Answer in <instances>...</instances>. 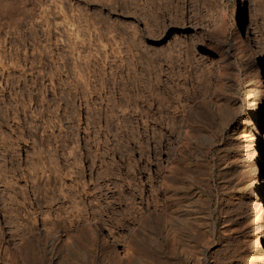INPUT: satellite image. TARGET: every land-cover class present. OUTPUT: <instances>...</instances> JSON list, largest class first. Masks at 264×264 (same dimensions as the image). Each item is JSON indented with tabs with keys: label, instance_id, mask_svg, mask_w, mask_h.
Returning a JSON list of instances; mask_svg holds the SVG:
<instances>
[{
	"label": "rangeland",
	"instance_id": "rangeland-1",
	"mask_svg": "<svg viewBox=\"0 0 264 264\" xmlns=\"http://www.w3.org/2000/svg\"><path fill=\"white\" fill-rule=\"evenodd\" d=\"M30 1L27 18L0 14V264H25L29 244L32 262L58 264L79 242L91 264L102 248L117 264H172L192 250L196 264H264L249 132L261 87L236 0ZM263 1L249 3L264 65ZM149 84L183 92L188 115L176 120L193 124L149 125ZM208 95L210 125L193 116ZM171 214L182 227L168 234ZM99 222L119 241L94 234ZM144 234L159 249L145 250Z\"/></svg>",
	"mask_w": 264,
	"mask_h": 264
},
{
	"label": "bare ground",
	"instance_id": "bare-ground-1",
	"mask_svg": "<svg viewBox=\"0 0 264 264\" xmlns=\"http://www.w3.org/2000/svg\"><path fill=\"white\" fill-rule=\"evenodd\" d=\"M30 1V0H29ZM29 1H27V0H0V14L2 15V16H6L5 18L6 19H11L10 20V22H12V20L13 21H15V22H17L18 20H20L21 18H23V16L25 15V17L26 16H28V15H26V13L28 14V12L27 11H29L28 9H29V7H31L30 5H29V3H31V1L29 2ZM261 1H263V0H261ZM29 2V3H28ZM250 0H236V3H235V5H236V9H237V14H238V16H237V23L239 24V25H241V27H242V31H241V39H243V41H244V43H245V45H246V47L247 48H249V50H251V52H253L252 53V56L254 57V59L257 61V63H258V66H257V72H255V75H256V79H257V82L259 83V86L261 87V97H260V99H259V105L257 106V112H256V114H255V120H254V122H253V124H252V126H251V129H250V137L252 138V140L257 144H255V147H256V152H255V159H256V174H255V179L253 180V182H252V185H253V191H254V193H255V195H256V198L255 199H257V205H258V208L260 209V214H261V216H262V220H263V222H264V65H263V63L262 62H260V59H259V57H258V54H260L261 53V49H260V47H259V44H258V42H257V38H256V36H255V34H254V31H253V29H252V27H251V25H250V18H251V16H252V10H251V5H250ZM264 2V1H263ZM32 4V3H31ZM31 9V8H30ZM1 16V17H2ZM27 18V17H26ZM25 19V18H24ZM22 21V20H21ZM163 90H166V89H164L163 88ZM185 92V91H184ZM210 92V91H209ZM206 93V92H205ZM202 95V94H201ZM204 95V94H203ZM202 95V96H203ZM207 95V94H206ZM209 97V99H208V104H207V107L206 108H202L201 110H200V112L198 111V114H195L196 113V111H195V115L193 114V116H207V121H208V119H209V125H210V95H208ZM146 103V109L147 110H145V115H147V116H145L146 118H147V121L149 122V125H151L152 127H158V128H162V129H165V130H177V128H180V126H181V123H187L186 125L187 126H190L191 124H193V122H194V118H192V119H190L189 117L188 118H183V119H181V120H176V116H177V114H176V112L179 114L180 113V115L179 116H187L188 114H186V111H187V108H186V106H187V104H188V102L184 99V94H183V92H179V93H177V94H175L174 96H170V95H168V94H166V92H165V94L163 95L162 94V91H160V92H158L157 93V95H156V92H155V90H154V87H153V85L152 84H149V87H148V89H147V95H146V101H145ZM184 102H187V103H184ZM172 105H173V107H172ZM171 107H172V110H171ZM186 109V110H185ZM190 110V109H189ZM189 113V112H188ZM156 115H158L159 116V120H156L155 118H154V116H156ZM165 116H169L168 118L169 119H167ZM175 118V119H174ZM178 118V117H177ZM167 121V122H166ZM197 121V120H196ZM198 122V121H197ZM200 122V121H199ZM202 122V121H201ZM150 123H154V124H150ZM239 123L240 124H242L243 123V121H242V119L241 120H239ZM239 123H237L236 125H235V128H234V130H236V129H238L239 127H238V124ZM164 124H165V127H164ZM196 124V123H195ZM197 125V124H196ZM170 130V131H171ZM155 136V135H154ZM167 139V138H166ZM154 141V140H153ZM143 151V150H142ZM142 153V152H141ZM147 154V153H146ZM145 154V155H146ZM133 165V164H132ZM150 175V174H149ZM149 178V177H148ZM222 185V184H221ZM224 185V184H223ZM126 201V200H125ZM146 201H147V203L149 202V200H148V196L146 197ZM175 214V213H174ZM173 214V215H174ZM178 214V213H177ZM174 215V216H176L172 221L170 220L172 217H173V215H172V217L169 219V217L171 216H169L168 218H166L167 220H165L166 222H163V223H165V228L168 230L167 231V233L169 234V228H171V225L172 224H175L176 222L178 223V222H180V220H181V215ZM87 220V219H86ZM88 223V222H87ZM100 224H102V225H100V224H98L96 227H97V229L96 228H91V231L94 233V234H96L97 233V231H100V236H101V238L102 239H104L105 241L107 240V237H109V242L108 243H111V242H118L119 241V239H120V236L118 235V233L116 232V231H114L113 229H111V228H109V227H107L106 226V224H104V223H102V222H99ZM181 223V222H180ZM182 224H184V223H182ZM70 225H71V223H69V226L68 227H66V228H69L70 227ZM180 225V224H179ZM201 225V224H200ZM65 226V225H64ZM64 226L62 225V227H63V229H65L64 228ZM173 226V225H172ZM174 226H176V225H174ZM173 226V227H174ZM184 226H185V224H184ZM164 227V226H163ZM176 227H182V226H176ZM186 227H188V226H186ZM185 227V228H186ZM56 226L54 227V229L56 230ZM149 228V227H148ZM147 228V229H148ZM82 229V228H81ZM146 229V230H147ZM166 229H165V231H166ZM174 230H175V228H173ZM172 228L170 229V230H173ZM178 229V228H177ZM187 229V228H186ZM193 229H194V227H193ZM53 230V229H52ZM150 230V229H149ZM148 230V231H149ZM179 230H180V228H179ZM66 231V230H65ZM106 231V232H105ZM147 231V232H148ZM181 231V230H180ZM184 231V230H183ZM195 231V230H194ZM20 232V231H19ZM67 232V231H66ZM146 232V231H145ZM146 232V233H147ZM152 232H154V231H152V230H150V232L149 233H151L152 234ZM182 232V231H181ZM187 233H189L188 232V230L186 231ZM186 232H184V233H186ZM197 233H200V235H201V231L199 232V231H196ZM145 233V234H146ZM205 233V232H204ZM145 234H144V237L142 238L143 240H141V244L143 243V247H144V249L145 250H149L148 252H152V251H154L155 252V250L154 249H159L158 247H157V241H156V239H154L152 236L151 237H148V238H151V239H148L147 238V236H145ZM151 234H149V236L151 235ZM168 234H167V238H168ZM171 234V233H170ZM181 234H183V233H181ZM153 235V234H152ZM165 235H166V233H165ZM199 235V234H198ZM197 235V236H198ZM199 235V236H200ZM202 235H203V233H202ZM205 235V234H204ZM203 235V236H204ZM208 235V234H207ZM155 236V235H154ZM158 236V235H157ZM179 236V235H178ZM184 236H186V235H184ZM183 236V237H184ZM195 236H196V234H195ZM197 236H196V238H197ZM206 236V235H205ZM86 237V236H85ZM181 237V236H180ZM191 237V236H190ZM192 237H193V235H192ZM201 237V236H200ZM207 237V236H206ZM21 238H24V240H29L30 238H31V236L29 235L28 237H21ZM152 238H153V240H152ZM199 238V237H198ZM204 238V237H203ZM203 238H201V240L203 239ZM208 239L207 240H209V238H210V236L208 235V237H207ZM192 240H193V238H191ZM86 240V239H85ZM90 240V239H89ZM92 240V239H91ZM195 241L196 240H198V239H194ZM206 240V239H205ZM77 241V240H76ZM79 241V240H78ZM81 241V240H80ZM206 242V241H205ZM82 243H83V239H82ZM84 243H86V241L84 242ZM107 243V244H108ZM65 244V243H64ZM79 244L81 245V243L79 242ZM78 243L77 244H75V245H79ZM92 244V243H91ZM105 244V243H104ZM78 246V247H74V248H77V249H75V250H77V252L78 253H76V251H73L74 253H76V254H79V255H71V250H70V252L68 251V250H66L67 251V253L69 252V255H71L70 256V259L69 260H67V256H69L64 250V252L66 253V255L67 256H65L66 257V261L64 260L63 261V259L62 260H57V263L58 264H89V262H90V264H91V260L89 261V259H88V256H86L85 255V252H83L82 251V249L81 248H83V246L82 245H85V244H82L81 246ZM87 245V244H86ZM86 245L84 246V247H86ZM162 245V244H161ZM65 246H66V244H65ZM159 246V245H158ZM67 247V246H66ZM73 247V246H72ZM79 247H81L80 248V250H79ZM90 247V246H89ZM28 248H29V250L31 251V254H29L27 251L26 252H24L23 254L20 252V248L18 247V246H16V249L18 250V252H20V256L22 257V259L24 260V262H25V264H42V260L39 258L38 260H37V262L36 261H31V259H30V256L31 255H33V256H35V258H37V252L39 251V248H38V251H37V249H36V251H35V246H34V244H29V246H28ZM53 248V247H52ZM68 249V248H67ZM84 249V248H83ZM79 250V251H78ZM90 250V249H89ZM101 250V256H100V258H102L101 260H100V258H99V263H97V264H117V263H119L118 262V260L116 259V256H115V254L114 255H112V253H111V251L110 252H106L105 250H103V248L102 249H100ZM185 250H187V249H184L183 251H185ZM204 250V249H203ZM86 251V250H85ZM157 251V250H156ZM162 251V250H161ZM164 251V250H163ZM193 251V250H192ZM192 251H186L185 253H186V256H182V255H180L179 256V258L181 259V260H183V262L179 259V260H177V261H179V264H180V262L182 263V264H196V263H192V262H194L193 260V258L194 257H192V256H194L193 254H195V253H198V252H192ZM58 252V251H57ZM72 252V253H73ZM159 252V251H158ZM202 252V251H201ZM204 252V251H203ZM203 252L201 253L202 255H203ZM63 253V252H62ZM65 253H63L64 255H65ZM73 253V254H74ZM87 253V252H86ZM140 253V252H139ZM184 253V254H185ZM90 254V253H89ZM117 254V253H116ZM149 254V253H148ZM165 254V253H164ZM175 254V253H174ZM182 254V253H181ZM183 254V255H184ZM188 254H190V256L192 257L191 259H193L192 260V262H190V260L191 259H189L188 257H187V255ZM200 254V253H199ZM62 255V254H61ZM134 255V254H133ZM132 255V256H133ZM176 255V254H175ZM178 255H179V253H178ZM93 256V255H92ZM144 256V255H143ZM142 255H137L134 259H132V261H133V264H141V262H142V258L144 259V257H143ZM189 256V257H190ZM201 256V255H200ZM200 256H198V255H195V257L197 258V260H196V258H195V260H196V262H198V260L200 259ZM204 256H206V255H204ZM204 256H202V258L204 257ZM62 257H64V256H62ZM61 257V258H62ZM98 257V256H97ZM118 257V256H117ZM178 257V256H177ZM34 258V259H35ZM95 258V257H94ZM119 258V257H118ZM122 258V257H121ZM165 258V257H164ZM206 258V257H205ZM59 259H60V257H59ZM130 259V258H129ZM146 259H147V257H146ZM167 259V258H166ZM96 260V259H95ZM127 260V259H126ZM165 260V259H164ZM201 260V259H200ZM199 260V261H200ZM203 260V259H202ZM120 261V260H119ZM128 261V260H127ZM131 261V260H130ZM177 261H175L176 263H177ZM126 262V261H125ZM144 262V261H143ZM121 263V262H120ZM164 263V262H163ZM167 263V262H166ZM166 263H164V264H166ZM176 263H172V264H176ZM199 263V262H198ZM124 264H127V263H124ZM129 264H131V263H129ZM147 264V263H146ZM178 264V263H177ZM201 264V263H200Z\"/></svg>",
	"mask_w": 264,
	"mask_h": 264
}]
</instances>
